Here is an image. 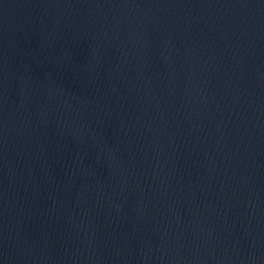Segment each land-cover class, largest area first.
Segmentation results:
<instances>
[{
	"label": "water",
	"instance_id": "95a60500",
	"mask_svg": "<svg viewBox=\"0 0 264 264\" xmlns=\"http://www.w3.org/2000/svg\"><path fill=\"white\" fill-rule=\"evenodd\" d=\"M0 264H264V0H0Z\"/></svg>",
	"mask_w": 264,
	"mask_h": 264
}]
</instances>
